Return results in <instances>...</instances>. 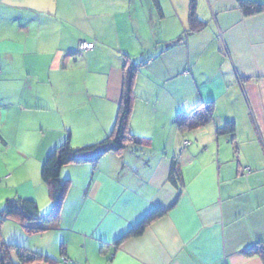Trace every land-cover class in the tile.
I'll return each mask as SVG.
<instances>
[{
  "label": "crops",
  "instance_id": "1",
  "mask_svg": "<svg viewBox=\"0 0 264 264\" xmlns=\"http://www.w3.org/2000/svg\"><path fill=\"white\" fill-rule=\"evenodd\" d=\"M190 3L0 0V22L11 28L0 33L8 198L48 211L44 159L67 137L74 147L106 137L126 58L145 62L129 120L145 151L64 166L68 187L57 224L40 230H48L42 252L56 255L63 243L75 264H264L246 251L264 248V10L245 15L238 0H196L205 24L187 33ZM82 41L93 47L80 50ZM203 102L213 103L212 121L179 130L175 114ZM227 122L234 143L215 132ZM157 208L166 213L115 244Z\"/></svg>",
  "mask_w": 264,
  "mask_h": 264
},
{
  "label": "trees",
  "instance_id": "2",
  "mask_svg": "<svg viewBox=\"0 0 264 264\" xmlns=\"http://www.w3.org/2000/svg\"><path fill=\"white\" fill-rule=\"evenodd\" d=\"M155 2V1H154ZM238 5L243 14L251 15L264 10V3L253 0H238ZM202 22L196 14V0H191L188 17V31L193 32L203 28ZM145 62L134 61L126 58L123 65V82L121 98L118 104V111L114 126L110 133L102 140L74 147L67 137L62 143L55 146L46 156L41 167V179L48 188V195L51 205L48 211L41 212L34 200L23 197H10L4 201L3 208L0 210V228L4 220H17L22 223L24 228L29 231H40L50 226H55L59 220L60 209L64 200V195L69 181L62 179L61 169L68 164H90L96 165L99 160L107 153L121 155L126 149H135L137 146L146 144V140L131 131L130 115L135 96L133 94V83L137 68ZM214 106L212 102H203L196 105L189 111H180L174 116V123L181 131H187L206 125L213 119ZM217 135H229L231 142L234 143L235 126L232 122L224 123L215 130ZM0 141L3 138L0 135ZM177 161L174 159L170 171V180L177 186L176 174ZM166 213V210L154 209L143 217L136 224L131 226L126 232L120 235L115 244H119L127 238L137 237L143 233L145 228L156 219ZM65 246L60 245V254L66 264H75L66 258ZM247 252H258L264 255V248L257 246L250 247ZM14 252L19 264H29L35 261H43L48 264L57 262L55 259L43 255L37 251L26 249L22 246L6 243L0 238V264H14L10 259V253Z\"/></svg>",
  "mask_w": 264,
  "mask_h": 264
},
{
  "label": "rangeland",
  "instance_id": "3",
  "mask_svg": "<svg viewBox=\"0 0 264 264\" xmlns=\"http://www.w3.org/2000/svg\"><path fill=\"white\" fill-rule=\"evenodd\" d=\"M10 30H11L10 26H7L3 22H0V33H4L5 31H10ZM3 89H4V85L3 83H0V94L2 93ZM136 148H138L141 151V153H143L145 151L144 149H146L143 146H137ZM11 151H14V150L12 149ZM13 154L14 152H10L9 155L6 154V158L7 156L10 157V155H13ZM145 155H148V154L146 153L143 156ZM3 159L4 157L2 156V153H0V210L3 208V202L5 201V199L9 197L10 195L9 193H12V196H13L14 194L13 192L15 189L14 187H13L14 189H9V190H6L7 188H1L2 186L5 187L4 185L7 184V181L5 180V176L1 174V172H3L5 168L7 167L6 164L4 165ZM12 179H14V176ZM9 186L12 187L11 185ZM47 231L48 230L29 232L24 228L21 222L14 220V219L13 220L8 219V220H4L3 223L1 224L0 238L2 241H5L6 243L22 246L26 249L37 251L43 255H47L57 261V262H54L53 264H66L61 254L59 253V250H57L58 252L56 251V255H49L50 254L49 252L44 253L41 251L42 250L41 246L43 245H40V244H42V241L45 239L43 237H45V235L47 234ZM10 259L14 264H19V261L16 255L14 254V252L10 253ZM29 264H48V263H45L43 261H35Z\"/></svg>",
  "mask_w": 264,
  "mask_h": 264
},
{
  "label": "built area",
  "instance_id": "4",
  "mask_svg": "<svg viewBox=\"0 0 264 264\" xmlns=\"http://www.w3.org/2000/svg\"><path fill=\"white\" fill-rule=\"evenodd\" d=\"M93 47V43L92 42H86V41H82L79 43V49L80 50H89Z\"/></svg>",
  "mask_w": 264,
  "mask_h": 264
}]
</instances>
